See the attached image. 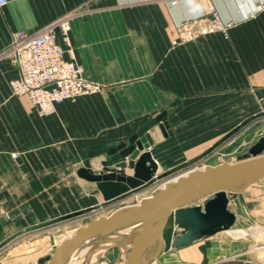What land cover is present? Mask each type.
Returning a JSON list of instances; mask_svg holds the SVG:
<instances>
[{
    "label": "crops",
    "instance_id": "obj_1",
    "mask_svg": "<svg viewBox=\"0 0 264 264\" xmlns=\"http://www.w3.org/2000/svg\"><path fill=\"white\" fill-rule=\"evenodd\" d=\"M210 2L232 24L228 37L212 34L187 43L178 41L177 26L201 15L197 0H7L0 6V229L23 224L9 239L103 202L95 184L77 170L99 171L108 148L163 111L172 134L149 132L157 175L222 137L212 144L195 141L189 125H237L232 115L264 109V0ZM72 11L69 48L60 35L57 43L64 59L73 58L83 76L102 88L39 117L26 97L11 94L9 82L18 69L2 53L11 32H35ZM211 112L222 119L211 121ZM90 193V202L82 198ZM75 199L79 207L53 214ZM231 200L236 221L230 230L178 250L170 246L178 232L170 217L163 250L151 264H264V178ZM46 214L51 216L32 222ZM38 254L41 264L42 251Z\"/></svg>",
    "mask_w": 264,
    "mask_h": 264
},
{
    "label": "water",
    "instance_id": "obj_2",
    "mask_svg": "<svg viewBox=\"0 0 264 264\" xmlns=\"http://www.w3.org/2000/svg\"><path fill=\"white\" fill-rule=\"evenodd\" d=\"M262 115L264 112L239 123L209 150ZM165 117L163 111L125 141L108 148L103 153L99 171L81 167L76 172L78 177L95 184L104 203L151 186L166 173L156 174L157 163L149 152L153 144L149 132L157 127L164 137L170 135L171 131ZM109 162L123 166L112 167ZM127 170H130L131 174H127ZM262 178H264V136L258 138L234 163H221L191 171L176 181L156 189L136 204L120 207L107 216H98L77 227L69 237L62 239L43 264H66L71 254L81 248L85 242L115 235L132 226H136L137 232L131 237L119 236L107 241L117 242L123 247L131 245L126 251L123 264H151L163 250L162 232L170 217L178 230L173 234L170 242L171 248L175 250L190 246L216 233L228 231L236 221L234 213L228 208L229 201ZM93 209L94 207H89L26 228L11 239L58 222L74 219Z\"/></svg>",
    "mask_w": 264,
    "mask_h": 264
},
{
    "label": "built area",
    "instance_id": "obj_3",
    "mask_svg": "<svg viewBox=\"0 0 264 264\" xmlns=\"http://www.w3.org/2000/svg\"><path fill=\"white\" fill-rule=\"evenodd\" d=\"M6 1L0 0V6ZM197 2L201 15L178 24L179 41L192 42L212 34L227 38L232 24L222 20L210 0ZM73 15L71 12L59 17L35 32H11L9 45L2 53L18 69L17 78L9 82L11 94L26 97L39 117L53 114L56 106L64 101L98 93L102 88L83 76L82 66L73 58L64 59L65 51L57 43L60 35L69 48V20ZM198 169L203 168L195 167L185 175Z\"/></svg>",
    "mask_w": 264,
    "mask_h": 264
},
{
    "label": "rangeland",
    "instance_id": "obj_4",
    "mask_svg": "<svg viewBox=\"0 0 264 264\" xmlns=\"http://www.w3.org/2000/svg\"><path fill=\"white\" fill-rule=\"evenodd\" d=\"M72 12L76 14V11ZM256 110L258 111L257 113L230 116L232 117V121L235 118V123H241L253 115H258L264 111V109H262L260 106ZM226 116L228 117V115ZM222 117L223 114L213 112L210 114V120L213 122L220 121ZM218 124L219 125H189L190 127L188 132H192L193 139H195V141H198V139H207V143L212 144L236 126L232 124L223 125L221 122ZM151 131L153 134L158 135L159 133L160 136L161 132L157 127H154ZM262 136H264V115L250 121L230 138L213 149H208L204 153L196 154L190 160L178 163L176 166L169 168L165 172L166 175L161 177L158 181H154L151 186H148L139 192L131 193L129 196L123 197L124 199L121 198L108 203H97L94 206L93 211L89 213L52 226L24 233L14 239H9V236L21 229L23 224L18 223L16 225L3 226L4 230L0 229V243H3L2 247H0V264H37V260L39 258L38 253H41L42 251L41 257L45 260L52 253L54 248L59 245L63 238L69 237L74 232V229L86 224L91 219L97 218L98 216H107L122 205L138 203L140 200H142V198L151 195L156 190V185L192 170L195 167L205 168L221 163H234L237 161L238 157L246 153L247 149ZM206 146L207 145L204 147ZM178 156H181L180 151L178 152ZM93 195V193H90L89 196L82 195V198L88 199V202H90L93 200ZM78 205L79 202L77 203V200L75 199L72 204H62L60 208L54 210L53 214H63L70 210L76 209L79 207ZM49 216H51V214H46L40 219H34L32 222L45 220L49 218ZM4 217L6 220L9 219L8 215H4ZM238 233L241 235L244 234V232ZM97 249L98 247L94 245H90V247L88 246L84 251L80 252L81 254L78 253L74 257V261H76L77 264H88L89 261V264H101L104 261L113 262L119 259V254L116 248L108 249L103 253L97 252ZM43 262L41 264H43Z\"/></svg>",
    "mask_w": 264,
    "mask_h": 264
},
{
    "label": "bare ground",
    "instance_id": "obj_5",
    "mask_svg": "<svg viewBox=\"0 0 264 264\" xmlns=\"http://www.w3.org/2000/svg\"><path fill=\"white\" fill-rule=\"evenodd\" d=\"M239 124V123H238ZM237 124V125H238ZM236 125V126H237ZM119 166H123V165H121V164H119ZM185 174L186 173H184V174H182L181 176H185ZM180 176H178V177H174V178H172V179H170V180H167V181H165V182H162V183H160V184H158V185H156L155 186V188L156 189H159V188H162V187H164V185L165 184H167V183H171V182H174V181H176L178 178H179ZM144 197V196H143ZM146 197H148V196H146ZM145 198V197H144ZM143 199V198H142ZM140 200V199H139ZM132 205V204H131ZM92 207H94V206H92ZM260 230V229H259ZM137 232V229H136V226H132V227H129L128 229H124V230H121V231H119V232H117L115 235H111V236H108V237H105V238H102V239H98V240H96V241H92V240H89V241H91V242H89V241H87V242H85V244L81 247V248H78L76 251H74L72 254H71V256L69 257V259H68V261H67V263L66 264H77V262L76 261H74V257L78 254V253H80V252H82V251H84L89 245H94V246H96V247H98V249L96 250L97 252H99V253H103V252H105V251H107L108 249H111V248H116L117 249V251H118V254H119V259L118 260H116V261H113L111 264H123L124 263V261H125V257H126V251H127V249L129 248V247H131V245H127V246H121L119 243H117V242H108L107 240H109V239H111V238H113V239H115V238H117V237H119V236H125V237H131L134 233H136ZM262 233V232H261ZM90 247V246H89ZM86 252V251H85ZM81 254V253H80ZM95 255V254H94ZM82 260V259H81ZM95 260V259H94ZM105 262H107V261H105ZM80 263V262H79ZM90 263V261L88 262V264ZM101 264H109V263H104V262H102ZM143 264V263H142Z\"/></svg>",
    "mask_w": 264,
    "mask_h": 264
}]
</instances>
